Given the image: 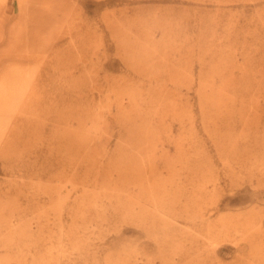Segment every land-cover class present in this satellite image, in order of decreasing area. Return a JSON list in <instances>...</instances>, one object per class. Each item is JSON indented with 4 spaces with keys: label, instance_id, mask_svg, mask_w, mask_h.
<instances>
[{
    "label": "rangeland",
    "instance_id": "rangeland-1",
    "mask_svg": "<svg viewBox=\"0 0 264 264\" xmlns=\"http://www.w3.org/2000/svg\"><path fill=\"white\" fill-rule=\"evenodd\" d=\"M0 264H264V0H0Z\"/></svg>",
    "mask_w": 264,
    "mask_h": 264
}]
</instances>
